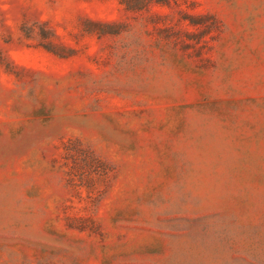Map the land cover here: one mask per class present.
I'll return each mask as SVG.
<instances>
[{
  "label": "rangeland",
  "instance_id": "obj_1",
  "mask_svg": "<svg viewBox=\"0 0 264 264\" xmlns=\"http://www.w3.org/2000/svg\"><path fill=\"white\" fill-rule=\"evenodd\" d=\"M0 264H264V0H0Z\"/></svg>",
  "mask_w": 264,
  "mask_h": 264
}]
</instances>
